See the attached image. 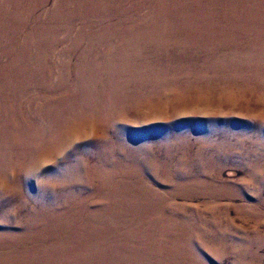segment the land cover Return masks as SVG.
Returning <instances> with one entry per match:
<instances>
[{
	"label": "rangeland",
	"instance_id": "rangeland-1",
	"mask_svg": "<svg viewBox=\"0 0 264 264\" xmlns=\"http://www.w3.org/2000/svg\"><path fill=\"white\" fill-rule=\"evenodd\" d=\"M0 264H264V0H0Z\"/></svg>",
	"mask_w": 264,
	"mask_h": 264
}]
</instances>
